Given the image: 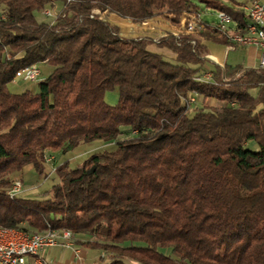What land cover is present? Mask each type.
Here are the masks:
<instances>
[{
	"label": "trees",
	"instance_id": "1",
	"mask_svg": "<svg viewBox=\"0 0 264 264\" xmlns=\"http://www.w3.org/2000/svg\"><path fill=\"white\" fill-rule=\"evenodd\" d=\"M205 12L245 27L233 0H0V228L87 237L77 245L108 264H264V69L208 62L203 41L231 44ZM111 16L170 29L125 38ZM198 19L208 34L192 44ZM39 65L54 71L38 92L12 94ZM126 134L76 170L57 166L43 200H10L25 170L47 175V154Z\"/></svg>",
	"mask_w": 264,
	"mask_h": 264
},
{
	"label": "built area",
	"instance_id": "2",
	"mask_svg": "<svg viewBox=\"0 0 264 264\" xmlns=\"http://www.w3.org/2000/svg\"><path fill=\"white\" fill-rule=\"evenodd\" d=\"M245 17L256 18L264 24V3H254L250 7L245 9ZM215 15V24H209L212 29L220 31L225 37H227L231 47L229 48H248L253 47L263 52L261 60V68L264 69V38L260 33H253L252 31L242 29L238 30V27L230 17L222 16L220 13H213ZM47 18H52L53 14L47 11L44 14ZM205 16V15H204ZM204 16L201 18L204 19ZM194 24H201L198 20H190L187 23L185 32L192 37V44L200 43L203 41V36L198 35V31H194ZM201 28H205L201 24ZM207 61L215 63L211 57H207ZM24 81L26 83L40 84L41 72L39 67H35L26 71H19L16 75L15 81ZM202 82H211V75H206L201 79ZM195 99L190 100V104H195ZM45 161L48 165L53 162L52 157H45ZM55 172V170H54ZM23 188L18 183L12 187L9 196H19L23 193ZM81 238L72 235L68 232L52 231L49 230L43 233V238H35L25 232L10 230H0V264H45L43 262V254L49 250L66 249L72 251L75 255V259L79 261L81 259V250L77 246V242Z\"/></svg>",
	"mask_w": 264,
	"mask_h": 264
},
{
	"label": "rangeland",
	"instance_id": "3",
	"mask_svg": "<svg viewBox=\"0 0 264 264\" xmlns=\"http://www.w3.org/2000/svg\"><path fill=\"white\" fill-rule=\"evenodd\" d=\"M57 14V12H56ZM44 17V16H43ZM39 17V21L42 22H52L55 17V14L53 15L52 18H44ZM204 21L209 23V24H215L216 19L215 15L210 12H205L204 16ZM109 22L112 23L113 25H116L125 38H136L142 35L151 37L153 39H158L162 37L161 35H168V33H160L159 31L156 30L155 27H161L164 28L165 30H168L170 28H166L165 25H160L156 23H152L149 26H140V27H134L132 23L122 20L116 16H111L109 18ZM159 25V26H158ZM208 32L205 33L203 38L207 37ZM214 37V36H212ZM213 44V43H212ZM215 45V44H213ZM211 46V45H210ZM209 46V48H210ZM168 57L169 55H165ZM171 57V56H170ZM39 70L41 72V79L43 81L48 78L54 71V69L48 65H39ZM39 90L38 84H33V83H26L24 81H16L13 84L10 85V92L15 95H21L25 92H31V93H37ZM118 92L110 93L106 96V103L115 106L118 102ZM195 105L194 107H201L203 104L202 99L195 98ZM208 105L215 107V108H220L223 107V104H219L215 101H209L207 102ZM134 139V136H130L128 134L122 136L117 142L109 143V144H95L92 146H81L74 150L72 153L68 154L67 156L62 157L61 155H49L47 154V158L52 157L53 162L51 165L47 164V175L45 177L40 178L37 174H34V171L29 168L24 171V173L21 176H18L15 178L16 183H18L20 186L23 188V193L24 196L28 199L32 200H43L45 197L44 195L50 191L53 187V185L58 183V179L55 176V168L59 165H61L64 162H69L70 169L76 170L78 169L81 165L84 164V162L93 154L105 152V151H112L118 148L120 143H125L132 141ZM248 150L251 151H257L258 148L254 144L248 145ZM28 234V233H27ZM30 235V234H29ZM81 241L83 238L80 239ZM88 242L91 240L88 238ZM85 241V240H84ZM78 246V245H77ZM80 248V246H78ZM62 250V249H59ZM58 251V250H55ZM71 253V254H70ZM70 258L67 255L66 258L69 260H72L73 254L70 252ZM165 255H169L167 252H162ZM103 259V256H101ZM104 260V259H103ZM75 260H73L74 262ZM108 261V260H104ZM108 263V262H107Z\"/></svg>",
	"mask_w": 264,
	"mask_h": 264
},
{
	"label": "crops",
	"instance_id": "4",
	"mask_svg": "<svg viewBox=\"0 0 264 264\" xmlns=\"http://www.w3.org/2000/svg\"><path fill=\"white\" fill-rule=\"evenodd\" d=\"M233 2L245 9L254 3L263 4L264 0H233ZM203 43L209 51V57L219 66H242L247 70H257L261 68L263 52L259 49L253 47L229 48L221 45H213L207 40L203 41ZM34 174L36 173L34 172ZM81 238H83L82 241L85 240V242H88L87 237ZM79 249L81 250V259L79 261L75 259L73 253L72 260L67 259L66 256L68 255L70 258V252L72 251L62 249L58 251H47L43 254V262L45 264H108V261H102V257L99 256L98 253L85 250L82 247ZM73 260L75 261L73 262Z\"/></svg>",
	"mask_w": 264,
	"mask_h": 264
},
{
	"label": "bare ground",
	"instance_id": "5",
	"mask_svg": "<svg viewBox=\"0 0 264 264\" xmlns=\"http://www.w3.org/2000/svg\"><path fill=\"white\" fill-rule=\"evenodd\" d=\"M243 11L245 13V10H243ZM220 14L222 16L228 17L227 15H225L223 13H220ZM245 20H246V24H245V27L243 29L252 31L253 33H260L261 37L264 38V24L262 22H260V20H256V18H248L247 19L246 17H245ZM194 31H198V35L199 36H204L205 33L207 32L206 28H201V24H194ZM218 32L220 33V31H218ZM35 67H38V66L26 68V69L21 70V71H26V70H29V69H32V68H35ZM9 198H10L11 201H14L16 196H10ZM0 230L10 231V230L3 229V228H0ZM32 236L35 237V238H43V233L42 234H34Z\"/></svg>",
	"mask_w": 264,
	"mask_h": 264
}]
</instances>
